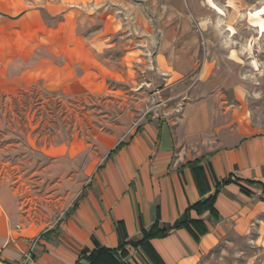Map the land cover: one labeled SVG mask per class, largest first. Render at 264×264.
Masks as SVG:
<instances>
[{
	"label": "crops",
	"instance_id": "crops-1",
	"mask_svg": "<svg viewBox=\"0 0 264 264\" xmlns=\"http://www.w3.org/2000/svg\"><path fill=\"white\" fill-rule=\"evenodd\" d=\"M107 1L0 0V83L14 59H30L37 39L68 42L71 58L85 60L77 65L87 70L80 86L103 87L104 54L118 25ZM184 40L164 59L188 61L175 71L187 77L199 53L196 37ZM248 88L231 68L206 59L174 117L142 121L84 169L77 160L84 150L70 148L75 163L55 165L53 174L72 178L51 195L46 227L0 187V264H264V120L248 105ZM225 180L212 211L191 208ZM186 221L187 228L140 243L155 223L168 229Z\"/></svg>",
	"mask_w": 264,
	"mask_h": 264
},
{
	"label": "rangeland",
	"instance_id": "rangeland-1",
	"mask_svg": "<svg viewBox=\"0 0 264 264\" xmlns=\"http://www.w3.org/2000/svg\"><path fill=\"white\" fill-rule=\"evenodd\" d=\"M104 9L118 25L102 59L110 66L103 87L80 86L87 70L77 65L85 60L71 58L68 42L37 39L30 59H14L0 83V187L13 191L22 211L29 209L44 227L53 222L44 219L51 195L72 178L53 174L56 166L75 163L70 148L84 150L77 157L84 169L98 162L99 149L142 121L174 117L206 59L238 74L239 84L249 87L248 105L264 120V0H108ZM47 24L46 36L56 21ZM189 36L196 37L199 60L183 77L175 71L188 69V61L164 56Z\"/></svg>",
	"mask_w": 264,
	"mask_h": 264
},
{
	"label": "trees",
	"instance_id": "trees-1",
	"mask_svg": "<svg viewBox=\"0 0 264 264\" xmlns=\"http://www.w3.org/2000/svg\"><path fill=\"white\" fill-rule=\"evenodd\" d=\"M229 182V180H225L223 181L221 184L217 185V188L215 189V191L209 195L208 197H206L203 201H200L196 204H194L191 208L194 209L195 211H197V213L201 214L202 212H204L205 210H209L212 211L213 210V204L217 195V189L218 187L221 185H225ZM187 221L186 222H181V223H176L173 227L171 228H160V226L155 223L149 230L147 231H143V237L140 241L141 244H146L148 240L153 239V238H163L165 237L168 233L169 230L171 229H179V228H187ZM106 254L107 251H104ZM100 253V252H99ZM98 254L95 253V255ZM109 255V254H108ZM110 259L112 260V258L110 257Z\"/></svg>",
	"mask_w": 264,
	"mask_h": 264
},
{
	"label": "built area",
	"instance_id": "built-area-1",
	"mask_svg": "<svg viewBox=\"0 0 264 264\" xmlns=\"http://www.w3.org/2000/svg\"><path fill=\"white\" fill-rule=\"evenodd\" d=\"M33 244H34V242H33ZM30 255H31V253L29 252V253L27 254V256L25 257V260H26V261H28V260H29V258H30Z\"/></svg>",
	"mask_w": 264,
	"mask_h": 264
}]
</instances>
